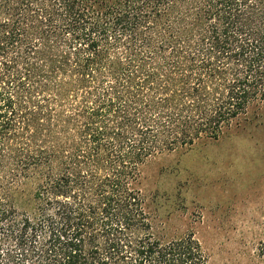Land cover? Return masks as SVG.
I'll list each match as a JSON object with an SVG mask.
<instances>
[{
    "label": "trees",
    "instance_id": "1",
    "mask_svg": "<svg viewBox=\"0 0 264 264\" xmlns=\"http://www.w3.org/2000/svg\"><path fill=\"white\" fill-rule=\"evenodd\" d=\"M0 59V264H207L139 176L264 104V0H0Z\"/></svg>",
    "mask_w": 264,
    "mask_h": 264
},
{
    "label": "rangeland",
    "instance_id": "2",
    "mask_svg": "<svg viewBox=\"0 0 264 264\" xmlns=\"http://www.w3.org/2000/svg\"><path fill=\"white\" fill-rule=\"evenodd\" d=\"M249 116L217 141L149 161L139 176L150 217L172 236L191 233L207 264H264V104ZM2 154L1 146L0 207L15 197L5 189L21 181ZM8 251L21 257L15 239L0 231L2 257Z\"/></svg>",
    "mask_w": 264,
    "mask_h": 264
}]
</instances>
